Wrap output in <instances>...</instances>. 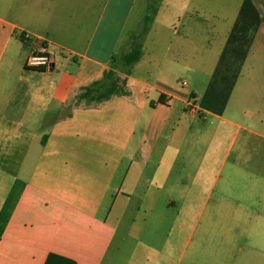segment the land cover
<instances>
[{"label": "crops", "instance_id": "obj_1", "mask_svg": "<svg viewBox=\"0 0 264 264\" xmlns=\"http://www.w3.org/2000/svg\"><path fill=\"white\" fill-rule=\"evenodd\" d=\"M126 1L117 26L112 0L100 16L97 0H0V264H113L120 227H144L158 209H174V195L185 190L172 178L186 173L194 149L219 147L220 124L209 131L196 120L220 119V100L235 91L253 45H264V15L254 0L244 1L200 99L194 85L184 82L182 91L176 72L162 67L164 61L190 69L191 39L175 24L188 7L172 10L168 21L158 9L143 56L127 76L128 95L70 107L141 30L143 0ZM153 32V42L172 35L163 60L147 48ZM44 45L52 68L28 67ZM202 161L207 168L200 155ZM144 258L154 264L160 255L150 249Z\"/></svg>", "mask_w": 264, "mask_h": 264}, {"label": "rangeland", "instance_id": "obj_2", "mask_svg": "<svg viewBox=\"0 0 264 264\" xmlns=\"http://www.w3.org/2000/svg\"><path fill=\"white\" fill-rule=\"evenodd\" d=\"M105 1L97 0L99 16ZM117 1L112 0L110 9L119 8L118 26L128 2ZM244 1L160 0L161 21H168L172 10L188 7L186 17L180 22L176 19L175 24L191 39V56L186 64L190 69L184 71L177 63L164 61L162 65L176 72L179 89L186 91L189 85H194L198 97L203 98L209 76L217 72L222 38L237 19ZM143 2L147 14L149 0ZM254 2L264 15V1ZM132 19L136 23V13ZM138 27L141 28V23ZM152 35L147 48L156 49L159 60H163L172 35H161L154 42L152 38L157 35L155 32ZM261 44H254L250 50L231 97L220 100V119L209 114L206 121L196 120L209 131L212 125L220 124L219 147L194 149L186 173L172 178V185L185 190V194L174 195L177 201L174 209H158L144 227L125 224L120 227L119 240L112 251L113 264H148L144 256L150 249L159 253V260L151 258L158 264H264V45ZM147 57L145 61L152 60V51ZM167 58L175 59L172 55ZM157 64L154 63L155 67ZM68 68L78 71L74 64ZM184 82L187 87L182 85ZM200 155L206 157L207 168L204 161L197 163ZM165 197L166 192L162 198ZM157 217L158 223L157 220L154 223ZM168 251L171 253L166 257Z\"/></svg>", "mask_w": 264, "mask_h": 264}, {"label": "trees", "instance_id": "obj_3", "mask_svg": "<svg viewBox=\"0 0 264 264\" xmlns=\"http://www.w3.org/2000/svg\"><path fill=\"white\" fill-rule=\"evenodd\" d=\"M159 3L160 0L149 1L142 28L131 38L129 49L112 59L110 68L104 72L101 79L81 88L70 107L99 105L114 97L128 95L127 76L143 56V43L158 13ZM38 70L46 71L45 68ZM45 140L46 138L44 142Z\"/></svg>", "mask_w": 264, "mask_h": 264}, {"label": "built area", "instance_id": "obj_4", "mask_svg": "<svg viewBox=\"0 0 264 264\" xmlns=\"http://www.w3.org/2000/svg\"><path fill=\"white\" fill-rule=\"evenodd\" d=\"M25 40H30L32 37L29 33L23 35ZM27 66L32 68H45L46 70L51 69L52 60L50 55L47 53V47L44 45L38 50L34 51L27 60ZM187 108L190 112L194 113L197 111L196 103L193 99L187 102Z\"/></svg>", "mask_w": 264, "mask_h": 264}, {"label": "water", "instance_id": "obj_5", "mask_svg": "<svg viewBox=\"0 0 264 264\" xmlns=\"http://www.w3.org/2000/svg\"><path fill=\"white\" fill-rule=\"evenodd\" d=\"M52 68V67H51Z\"/></svg>", "mask_w": 264, "mask_h": 264}]
</instances>
